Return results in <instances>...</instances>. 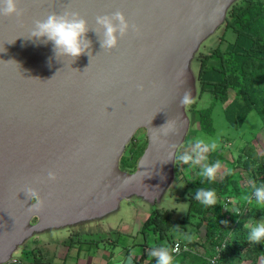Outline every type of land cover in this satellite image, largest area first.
<instances>
[{"label": "water", "instance_id": "water-1", "mask_svg": "<svg viewBox=\"0 0 264 264\" xmlns=\"http://www.w3.org/2000/svg\"><path fill=\"white\" fill-rule=\"evenodd\" d=\"M237 1L17 0L19 16L0 15V264L33 234L101 225L132 197L155 208L199 96L190 64ZM53 15L85 21L79 56L33 35ZM118 16L127 27L105 48L98 21ZM140 128L145 149L125 171Z\"/></svg>", "mask_w": 264, "mask_h": 264}, {"label": "trees", "instance_id": "trees-1", "mask_svg": "<svg viewBox=\"0 0 264 264\" xmlns=\"http://www.w3.org/2000/svg\"><path fill=\"white\" fill-rule=\"evenodd\" d=\"M221 28L223 31L219 40H222L227 31L235 34L234 40L228 42L223 49L216 46L210 49L208 53H200L197 58L198 64L200 63L198 71L200 90H209L213 98L218 101L225 100L229 92H233L235 99L227 108L229 117L232 112L238 111V109L248 112L253 108L258 112L262 110L260 114L264 120V0H238L228 11L225 22L219 29ZM209 112L210 110H200L197 113L199 125L195 131L200 129L201 132L206 133L205 122L207 121L204 118H208V116L210 118ZM200 133L198 131V136L201 135ZM200 138H196L199 143L203 142ZM132 140L130 142L132 146L129 147L130 154L121 158V163L130 165L131 168L135 166L146 146V143L143 146L135 145L134 137ZM191 141L188 132L183 144L195 143V140ZM219 157L221 156H211V163L223 161L222 158L218 160ZM234 161L235 164H240L238 159ZM240 161L243 162V160ZM180 163L182 161L179 158L176 160V169ZM261 164L263 166L257 173H250L251 177L256 176V174L262 175L264 160ZM256 179L259 178L256 176ZM223 183L224 180L220 182L215 179L209 181L204 175L188 181L186 195L182 198L188 204V211L180 219L174 218L172 213L164 209L153 208L150 210L140 231L143 238L142 244H145L144 250L135 264H150L152 261L150 259L156 262V258L152 257L149 261L146 260L148 259V254H145L146 248L155 250L166 247L174 256L171 251L172 243L178 239L173 240L174 235L170 229L175 227L176 231L189 234L187 232L188 224L193 221V218H199L197 224L204 219L207 220L204 244L210 259L203 261V264H257L259 258L264 263V241L258 243L249 241L247 238L248 227H244L246 219H243L235 211L225 212L223 210L222 206L226 202L221 194L229 187ZM202 190L214 191L217 202L210 206L202 204L196 198L197 193ZM251 193H242L241 199L245 202L246 197L248 194L250 197ZM253 206H255L252 207L253 215L263 213V207ZM148 230L151 231L155 239L153 246L147 245ZM180 241L184 245L183 241Z\"/></svg>", "mask_w": 264, "mask_h": 264}, {"label": "rangeland", "instance_id": "rangeland-1", "mask_svg": "<svg viewBox=\"0 0 264 264\" xmlns=\"http://www.w3.org/2000/svg\"><path fill=\"white\" fill-rule=\"evenodd\" d=\"M222 31V28H218L217 32L211 36L210 40H206L204 46L201 45L202 48L200 47V50L203 51V53H208L210 52V49H213L216 46L223 49L228 42H232L234 40L235 34L231 31H227L222 40H219ZM199 66L200 63L198 64V62L196 63L195 61L190 64L191 70L195 74L194 77L196 76V78ZM196 90L199 93V96H196L193 101H189L187 105L189 118L191 119L189 135L192 141L195 140V143H190L188 145L183 144V147L181 146L182 148L179 149L177 160L180 158L182 163L179 164L178 169H175L176 179L173 183L168 185L161 199L156 202L155 208L169 211L172 213L173 217L177 219L184 217L188 211V204L184 201V199H182L186 195V184L188 181L202 175L203 166L205 164L211 165L217 163L216 161L211 163V156L220 155L221 157H219L218 160L222 158L223 161L218 162L220 167L218 168L214 179L219 182L224 180L223 184L229 186L228 189L226 188L221 194V196H224L223 198H225L224 201L226 202L222 206L223 210L225 212H230L233 211V209H236L235 212L240 214L243 219H246L244 227L250 226L254 221L264 220V211L258 215H253L252 207H255L253 206L255 204L250 200V204L246 201L244 204V200L241 199L242 193L246 194L247 192L254 191L251 188V184H264L263 170H261L262 175L256 174L259 179H256V176L251 177L250 175V173H257L263 166L261 162L264 160V120L260 114L262 110H259L258 112L257 110L251 108L247 112L246 110L238 109V111L232 112V115L229 117L227 114V108L235 99V94L233 92H229L225 100L218 101L213 98V95L209 90H200L199 81L196 82ZM200 110H210V118L209 116L208 118H204L207 121L205 122V128L207 130L206 133L204 132L205 134L201 132L200 129L195 131L199 125V116L197 113ZM198 131L199 133L201 132V135L204 134L201 138V135L198 136ZM213 134L214 136H212ZM133 137L135 138V145L137 144L139 146H143L146 143L145 130L142 128L138 129ZM196 138L202 139L203 142H197L198 140H196ZM214 141H216V147L214 149L206 147L207 145L214 143ZM130 145L132 146L131 143L128 144L123 156L130 154ZM248 152L250 153L248 154ZM184 156H187L188 159H183L182 157ZM202 157H204V159ZM236 159H238L240 164H235L234 160ZM240 160H243V162ZM136 164L132 167V169L130 165H123L120 161V168L131 172L134 171ZM248 196L245 200H248ZM131 199L132 200L129 201H122L120 208L116 211V213L110 214L102 219L100 222L101 225L95 224L92 225L93 227H84L79 229L77 232L85 233L101 226H105V228H107V226L111 224L112 226L120 228L119 226H121L124 222L127 224L126 226L129 227L130 232H134L139 229L137 231V241L143 242L140 231L144 221L148 217V213L150 212V205L139 197H132ZM248 207L249 209L247 210ZM258 207L262 208L260 206ZM198 221L199 218H193V221L188 224L187 232H189V234L182 233V231H176L175 227L170 229L174 235L173 240L180 239L186 246V249L179 254H173V264H203V261H208L210 259L207 247L204 244L206 233L205 226L207 220L204 219L197 224ZM112 229H114V227ZM64 231L65 230H63V228H60L57 235L62 238L65 234ZM74 232L76 231L72 230V233ZM108 233L111 237H98L105 240L116 238L113 230L108 231ZM77 235H82L81 237L84 238L90 237L83 236V234ZM36 236L33 234L29 239L25 240V243L28 246L32 245ZM92 238H96V235H93ZM119 239L122 238L119 237ZM154 240L153 234L150 230H148L147 245L153 246ZM45 244L47 243L40 242L38 247L41 249V246ZM60 244L57 246H60ZM21 247L13 253V256H16L17 253L22 250ZM136 248L139 250V246ZM50 249L52 248L50 247L46 249V254L50 252ZM150 250L151 248H149V251ZM25 255L26 254H23V257H25ZM39 257L40 256L37 255V258ZM152 258L155 257L152 256ZM148 259H150V255L148 256ZM150 260H152L150 264H156L153 259ZM257 264L264 263L259 258Z\"/></svg>", "mask_w": 264, "mask_h": 264}, {"label": "clouds", "instance_id": "clouds-1", "mask_svg": "<svg viewBox=\"0 0 264 264\" xmlns=\"http://www.w3.org/2000/svg\"><path fill=\"white\" fill-rule=\"evenodd\" d=\"M0 5H2V7H0V15H20V10L17 6V0H0ZM118 18L120 20L118 26L114 25L113 22L107 17L101 18L98 21L104 26L105 29L104 40L102 42L105 48L113 47L116 44V31L119 30L121 33H123L127 27L123 18L119 16ZM85 32L86 23L83 19H68L64 16L53 15L49 16L44 21H37L33 35L46 36L48 40L54 43L57 50L69 56L76 57L79 56L84 50L82 38ZM107 106L105 110H107ZM206 147L209 149H214L216 145L215 143H212ZM182 158L188 159L187 156ZM202 158L204 159V157ZM219 167L220 165L218 162L211 165L205 164L203 166L202 175L211 181L215 178V174ZM251 188L254 190V193L252 192L248 200L245 201L248 204H250L251 201L257 206L264 207V184L257 185L253 183L251 184ZM196 198L205 206H210L217 202L215 193L212 190L199 191ZM233 211H236V209H233ZM247 238L251 242L258 243L264 241V220L254 221L250 226H248ZM184 247L186 246L184 245ZM150 255L156 258V264H173V256L166 247L157 248L153 250ZM17 261L18 263L15 264H22L21 257L17 259Z\"/></svg>", "mask_w": 264, "mask_h": 264}, {"label": "crops", "instance_id": "crops-1", "mask_svg": "<svg viewBox=\"0 0 264 264\" xmlns=\"http://www.w3.org/2000/svg\"><path fill=\"white\" fill-rule=\"evenodd\" d=\"M126 225L123 222L118 228L111 224L107 228L101 226L85 233H78L79 229H67L62 238L57 234L46 239L36 237L32 245L23 248L22 253L27 254L25 257L21 254V262L22 264H135L142 256L145 244L137 241L139 229L130 232ZM113 227L114 229H112ZM72 230L76 231L74 233L90 237L78 236L72 233ZM112 230L116 238L103 239L104 236L111 237L108 231ZM93 235H96V238H92ZM98 236H103V238L100 239ZM40 242L47 244L42 245L40 249L38 247ZM58 244L60 246H57ZM137 246H139V250L136 248ZM50 247L52 248L49 250L51 253L46 254V249ZM152 251V249L149 251V248H146L145 254L149 256ZM37 255L40 257L37 258ZM150 257L152 256L150 255ZM146 260L149 261V259Z\"/></svg>", "mask_w": 264, "mask_h": 264}, {"label": "built area", "instance_id": "built-area-1", "mask_svg": "<svg viewBox=\"0 0 264 264\" xmlns=\"http://www.w3.org/2000/svg\"><path fill=\"white\" fill-rule=\"evenodd\" d=\"M254 193V192H253ZM186 247H184V245L182 244V242L180 240H176L173 245H172V252L175 254H179L182 250H184ZM18 263L17 260L14 261H9L5 264H15Z\"/></svg>", "mask_w": 264, "mask_h": 264}, {"label": "flooded vegetation", "instance_id": "flooded-vegetation-1", "mask_svg": "<svg viewBox=\"0 0 264 264\" xmlns=\"http://www.w3.org/2000/svg\"><path fill=\"white\" fill-rule=\"evenodd\" d=\"M27 254V253H26Z\"/></svg>", "mask_w": 264, "mask_h": 264}]
</instances>
